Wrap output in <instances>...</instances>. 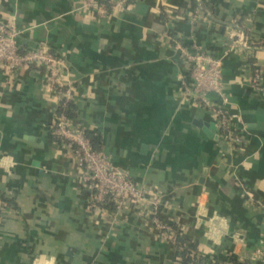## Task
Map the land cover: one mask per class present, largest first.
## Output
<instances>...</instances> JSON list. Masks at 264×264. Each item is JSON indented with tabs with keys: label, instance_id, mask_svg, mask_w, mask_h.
I'll list each match as a JSON object with an SVG mask.
<instances>
[{
	"label": "crops",
	"instance_id": "0c3cea01",
	"mask_svg": "<svg viewBox=\"0 0 264 264\" xmlns=\"http://www.w3.org/2000/svg\"><path fill=\"white\" fill-rule=\"evenodd\" d=\"M80 3L0 0V17L22 48L45 43L64 58L72 120L162 196L161 221L206 264L219 251L229 264H264V0H128L100 17ZM174 42L221 58L242 148L221 142L209 112L181 92ZM44 80L32 68L0 71V264H179L147 205L90 208L70 152L49 135L62 97Z\"/></svg>",
	"mask_w": 264,
	"mask_h": 264
},
{
	"label": "built area",
	"instance_id": "2783aa9c",
	"mask_svg": "<svg viewBox=\"0 0 264 264\" xmlns=\"http://www.w3.org/2000/svg\"><path fill=\"white\" fill-rule=\"evenodd\" d=\"M128 0H81L79 10L96 17L112 14L121 9ZM18 31L13 23L0 17V71L15 76L23 69L42 71L49 90L65 100L71 99V87L66 82L67 64L60 55L50 52L47 44L40 43L22 48L17 41ZM185 68L178 75L180 90L185 97L197 102L211 115L221 142L234 148L245 144L246 129L238 111L231 109V102L224 91L221 58L203 47L190 43L183 46L174 42ZM263 44V43H262ZM262 72L256 70L249 81L253 90H261ZM57 88H61L57 92ZM210 95L215 96L214 100ZM50 137L61 140L71 154L77 178L86 193L90 208L103 212L111 202V212L117 214L125 202L145 204L150 209V223L159 233L166 235L169 227L160 219L159 206L162 196L150 192L144 185L131 180L126 172L116 167L102 149H95L85 130L61 111L55 113L48 126ZM57 142V141H56ZM0 194V211L6 206ZM264 253V249H263Z\"/></svg>",
	"mask_w": 264,
	"mask_h": 264
},
{
	"label": "trees",
	"instance_id": "16d2710c",
	"mask_svg": "<svg viewBox=\"0 0 264 264\" xmlns=\"http://www.w3.org/2000/svg\"><path fill=\"white\" fill-rule=\"evenodd\" d=\"M61 90H62L61 88H57V92H60ZM59 111H61L67 119H73L74 113H73V105L71 99L65 100L64 98H61L56 113H58ZM86 135L90 139L92 146L95 149H100L99 139L92 133L86 132ZM56 141L61 142V140H56ZM105 208L111 211L113 209V204L111 202H108L105 204ZM167 234L169 235V242L174 247L175 256L178 258L179 264L207 263V258L204 255L198 253L196 250V246L192 243H188L187 240H185L181 236V232L176 227L169 228ZM229 263L225 262L222 259L221 251H219L210 261V264H229Z\"/></svg>",
	"mask_w": 264,
	"mask_h": 264
}]
</instances>
